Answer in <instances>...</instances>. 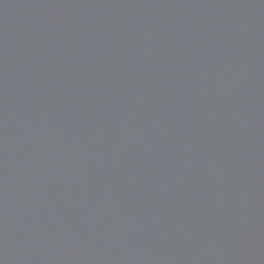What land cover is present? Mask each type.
I'll return each mask as SVG.
<instances>
[{"label": "water", "instance_id": "1", "mask_svg": "<svg viewBox=\"0 0 264 264\" xmlns=\"http://www.w3.org/2000/svg\"><path fill=\"white\" fill-rule=\"evenodd\" d=\"M0 264H264V0H0Z\"/></svg>", "mask_w": 264, "mask_h": 264}]
</instances>
